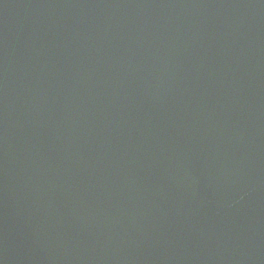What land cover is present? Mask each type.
<instances>
[{
    "label": "water",
    "instance_id": "water-1",
    "mask_svg": "<svg viewBox=\"0 0 264 264\" xmlns=\"http://www.w3.org/2000/svg\"><path fill=\"white\" fill-rule=\"evenodd\" d=\"M0 264H264V0H0Z\"/></svg>",
    "mask_w": 264,
    "mask_h": 264
}]
</instances>
